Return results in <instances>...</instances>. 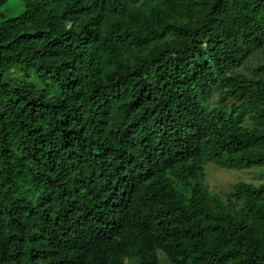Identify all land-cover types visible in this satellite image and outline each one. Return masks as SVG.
Segmentation results:
<instances>
[{
  "label": "trees",
  "instance_id": "trees-1",
  "mask_svg": "<svg viewBox=\"0 0 264 264\" xmlns=\"http://www.w3.org/2000/svg\"><path fill=\"white\" fill-rule=\"evenodd\" d=\"M209 165L264 167V0H0V264H264Z\"/></svg>",
  "mask_w": 264,
  "mask_h": 264
},
{
  "label": "rangeland",
  "instance_id": "rangeland-1",
  "mask_svg": "<svg viewBox=\"0 0 264 264\" xmlns=\"http://www.w3.org/2000/svg\"><path fill=\"white\" fill-rule=\"evenodd\" d=\"M21 11V5L11 2L4 8L6 15H17ZM205 180L213 193L225 195L230 192L232 185L238 181L251 184H259L264 181V167L250 168L243 171L225 170L215 165L207 168Z\"/></svg>",
  "mask_w": 264,
  "mask_h": 264
}]
</instances>
